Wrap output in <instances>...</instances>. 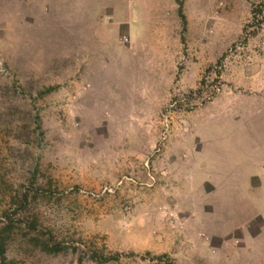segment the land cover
<instances>
[{
	"label": "rangeland",
	"instance_id": "rangeland-1",
	"mask_svg": "<svg viewBox=\"0 0 264 264\" xmlns=\"http://www.w3.org/2000/svg\"><path fill=\"white\" fill-rule=\"evenodd\" d=\"M5 224L4 264H264V0H0Z\"/></svg>",
	"mask_w": 264,
	"mask_h": 264
},
{
	"label": "crops",
	"instance_id": "crops-1",
	"mask_svg": "<svg viewBox=\"0 0 264 264\" xmlns=\"http://www.w3.org/2000/svg\"><path fill=\"white\" fill-rule=\"evenodd\" d=\"M127 44L128 46L124 47L127 54L125 52L124 54H126L127 57L129 55L132 60H134L132 63L128 62L123 67H128V65H130L133 68L134 74H132L131 77L133 83H130V87H144L143 91L138 90L135 93L144 96V112L147 113L149 110L151 111L152 106L155 105L153 100L149 101V96L153 93V89L151 88L148 90L147 88H154V86H156L155 84L158 86L160 83L162 85L163 82V51L159 52V48L154 50V47L151 45L148 47L144 46L137 50L136 46L130 45L129 39ZM131 58L127 59L131 60ZM130 87L128 89H130ZM145 98L147 102L145 101ZM189 138L190 137H188V142L185 147L189 149L196 146L197 148V143L195 142L196 139L192 140V138Z\"/></svg>",
	"mask_w": 264,
	"mask_h": 264
},
{
	"label": "trees",
	"instance_id": "trees-1",
	"mask_svg": "<svg viewBox=\"0 0 264 264\" xmlns=\"http://www.w3.org/2000/svg\"><path fill=\"white\" fill-rule=\"evenodd\" d=\"M36 225H37L36 221L32 219L27 223L28 230L35 231ZM10 229L11 226L9 224H5L0 229V264H4L3 261H4V253H5V241L7 238L6 234L10 231ZM35 237L36 238L34 239V241L37 243L39 249L44 253H58L62 250L60 243L56 242L50 236V233H44L38 231V234ZM118 257H119L118 253H114L113 256H104L103 253H96V252L89 253L88 255L85 256L86 259L96 264L107 263L111 260L117 261Z\"/></svg>",
	"mask_w": 264,
	"mask_h": 264
},
{
	"label": "built area",
	"instance_id": "built-area-1",
	"mask_svg": "<svg viewBox=\"0 0 264 264\" xmlns=\"http://www.w3.org/2000/svg\"><path fill=\"white\" fill-rule=\"evenodd\" d=\"M122 41L124 42V43H127V39L126 38H122ZM163 135V134H162ZM164 139V137L162 136V138H161V140H163Z\"/></svg>",
	"mask_w": 264,
	"mask_h": 264
}]
</instances>
